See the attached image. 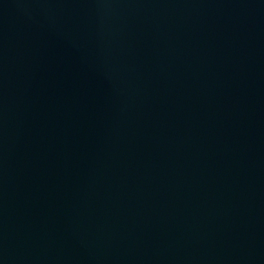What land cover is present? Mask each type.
<instances>
[{"label": "water", "instance_id": "1", "mask_svg": "<svg viewBox=\"0 0 264 264\" xmlns=\"http://www.w3.org/2000/svg\"><path fill=\"white\" fill-rule=\"evenodd\" d=\"M0 264H264V0H0Z\"/></svg>", "mask_w": 264, "mask_h": 264}]
</instances>
